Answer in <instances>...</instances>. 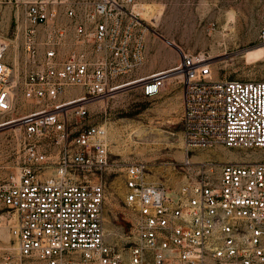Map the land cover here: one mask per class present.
<instances>
[{"label": "built area", "instance_id": "2783aa9c", "mask_svg": "<svg viewBox=\"0 0 264 264\" xmlns=\"http://www.w3.org/2000/svg\"><path fill=\"white\" fill-rule=\"evenodd\" d=\"M8 1L25 10L30 68L22 89L37 107L0 125L21 128L15 170L0 179V264H264V78L218 79L206 53H188L155 32L179 62L121 82L146 62L149 26L135 0ZM59 6L73 18L80 47L63 60L59 27L47 32L40 56V26ZM7 49L0 44V114L16 105ZM174 81L182 87L186 145L243 149L249 160L218 167L201 160L172 188L147 180L145 161L127 163L131 227L113 242L105 228V177L118 163L107 124L90 123L89 107L129 85L156 97Z\"/></svg>", "mask_w": 264, "mask_h": 264}, {"label": "rangeland", "instance_id": "374dc122", "mask_svg": "<svg viewBox=\"0 0 264 264\" xmlns=\"http://www.w3.org/2000/svg\"><path fill=\"white\" fill-rule=\"evenodd\" d=\"M135 1L138 4H152L158 13L162 11L155 19H149L141 13L149 26L146 35L157 38L155 32H159L188 53H206L211 58L216 78H264V40L260 37L264 23V0ZM230 11L233 12V19L228 17ZM25 18L22 5L8 0L0 2V39L8 45L7 60L13 68L12 80L16 83L14 111L0 114L1 123L10 116L19 117L37 107L34 102L26 101L22 89L30 68L24 48ZM51 27L65 31V36L57 45L59 60L66 58L71 51L79 50L74 20L65 8L59 6L54 20L40 26V56L44 55L47 48L43 43ZM164 46L174 48L165 43ZM135 72L117 80H130ZM178 85L176 81L169 83L168 89L172 86L175 88L157 99H147L139 86L129 85L110 100L97 101L89 107L92 113L90 123L107 124L111 159H116L118 163L115 171L105 177V228L108 238L113 242H121L131 227L130 213L124 202L123 169L127 163L145 161L148 165L147 180L172 188L179 187L188 176L193 175L195 166L201 160H215L217 167L228 161L249 160V151L243 149L186 145L182 135L180 108L176 103H169V97L181 91L182 87ZM20 133L18 124L0 127V179L15 170L20 154ZM169 196L175 197L174 194Z\"/></svg>", "mask_w": 264, "mask_h": 264}, {"label": "crops", "instance_id": "0c3cea01", "mask_svg": "<svg viewBox=\"0 0 264 264\" xmlns=\"http://www.w3.org/2000/svg\"><path fill=\"white\" fill-rule=\"evenodd\" d=\"M145 49H146V62L143 66L136 69V72L131 75L132 78L148 76L153 72L160 71L171 67L179 61V54L174 48H166L164 43L158 40L156 37L146 35L145 37ZM176 85V84H175ZM181 87V85H178ZM177 86V87H178ZM169 85L162 91V93L156 97L147 99H157L162 96L163 93L172 90L175 87L169 88ZM182 89L175 95L169 97V103H176L178 109L180 108V119L182 112Z\"/></svg>", "mask_w": 264, "mask_h": 264}, {"label": "bare ground", "instance_id": "6f19581e", "mask_svg": "<svg viewBox=\"0 0 264 264\" xmlns=\"http://www.w3.org/2000/svg\"><path fill=\"white\" fill-rule=\"evenodd\" d=\"M136 11L141 15V13L146 16L147 18L151 19L152 17H154L155 19V16L157 17L159 14L161 15L162 14V11H160V13H158L157 10H155V8L153 7L152 4H148V3H141V4H138L136 5ZM159 15V16H160ZM158 16V17H159ZM229 19H233V12L230 11L229 12ZM153 19V18H152ZM2 43L1 39H0V44ZM14 49V48H13ZM16 50V49H15ZM16 53V52H14ZM17 60V59H16ZM16 62V61H15ZM1 123V122H0ZM4 123H1L0 125H2ZM4 128V127H2ZM144 128V127H143ZM141 132V131H140ZM149 132V131H148ZM147 133V131L145 132ZM140 134V133H139ZM141 135V134H140ZM160 140V139H159ZM183 143V142H182ZM184 145V144H183ZM231 153V152H230ZM209 155V154H208ZM234 155V154H233ZM237 157V156H236Z\"/></svg>", "mask_w": 264, "mask_h": 264}]
</instances>
